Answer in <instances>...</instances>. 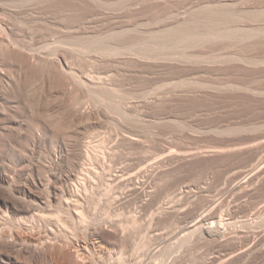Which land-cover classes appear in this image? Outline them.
<instances>
[{
  "label": "rangeland",
  "instance_id": "1",
  "mask_svg": "<svg viewBox=\"0 0 264 264\" xmlns=\"http://www.w3.org/2000/svg\"><path fill=\"white\" fill-rule=\"evenodd\" d=\"M263 43L264 0H0V68L57 104L86 100L98 118L87 140L94 153L115 154L112 170L94 178L89 217L129 226L128 243L72 231L103 254L97 264H147L162 240L154 264H264V177L243 182L264 161ZM74 75L85 85L76 89ZM102 165L94 158L85 167L93 175ZM147 165L159 170L155 183L117 185ZM200 213L219 234L184 237ZM237 245L259 249L226 263Z\"/></svg>",
  "mask_w": 264,
  "mask_h": 264
},
{
  "label": "bare ground",
  "instance_id": "2",
  "mask_svg": "<svg viewBox=\"0 0 264 264\" xmlns=\"http://www.w3.org/2000/svg\"><path fill=\"white\" fill-rule=\"evenodd\" d=\"M205 16L214 23L220 21L219 17H210L215 14ZM199 24L200 21L196 20L195 26ZM183 29L186 28L182 27L180 30ZM41 57L36 58L38 60ZM49 59L50 56L48 61ZM53 59L55 58H51L50 61ZM124 60L123 58L122 62ZM2 68H0V80L5 77L9 88L3 85L5 81H1L3 84L1 82L0 84L7 88L10 94L7 90L0 91V264H97L99 260L103 261L104 256L97 248H90L88 242L77 238L76 236L79 235L72 232L79 227L84 230V235H90L97 240L106 238L119 240L123 245L128 243L129 226L116 222V219L111 218L112 216L100 217L94 221L89 217L91 210L97 204L94 191L98 183L96 184L95 180L97 178L100 180L112 170V159L115 155L112 151L94 153L95 150L92 149L89 139L87 140L89 126L95 124L98 118L92 116L87 106L89 103L86 100L80 102L82 99L78 96L75 98L80 101L73 97V102L69 105H60L43 90L37 92L35 88L29 90L25 87V90H22L28 97H22L23 91L18 85L19 78L4 72ZM69 75L71 77V74ZM71 80L76 82V85L75 82L72 83L76 89L77 84L85 85L84 81L76 78L75 75ZM70 90L73 88L71 87ZM75 91L71 92L68 88L65 90L67 94L73 93L74 96ZM118 112L121 113L120 110ZM30 134L32 138L28 137ZM4 137L9 139L4 140ZM127 139L134 143L138 142V138L134 136H127ZM29 140L32 142L30 147ZM47 146L49 149L45 154L44 147ZM191 155L182 153L180 156L186 160ZM94 158L103 162V172L94 171L91 175V169L89 170L85 165ZM263 162L258 161L253 169H260L253 170L254 174L249 172L248 179L244 176L247 179L243 180L244 183L264 177ZM152 166L147 165L148 168H144L145 170H134L128 177L127 175L117 177V185L131 184L135 188L139 181L141 183L145 178H150L155 183L159 170L154 172ZM241 185L245 186L242 182H236L233 187ZM110 190L112 187L104 189L102 193L108 195ZM119 195L121 193L116 194V199L121 197ZM143 196L147 201L153 200V190H145ZM211 204L210 210L215 208V202L212 201ZM200 214L193 216L194 218L185 228L184 237L193 240L194 237L219 234L213 227L208 226L211 214ZM136 222L135 218L133 223ZM152 238L143 243L142 247L149 248L152 245ZM262 238L264 239V233ZM164 243L162 240L157 247L152 248L149 254L151 259L147 264H154L152 258L157 255ZM254 244L252 243V246ZM235 247L231 252L233 255L226 260L223 259L226 263L231 262L234 256L249 259L253 252L259 249V247L253 248L254 246L245 248V245Z\"/></svg>",
  "mask_w": 264,
  "mask_h": 264
}]
</instances>
